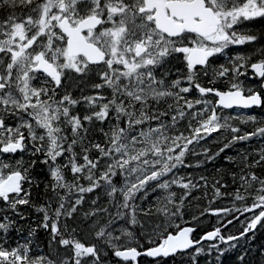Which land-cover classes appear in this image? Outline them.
Listing matches in <instances>:
<instances>
[{"label": "snow or ice", "instance_id": "obj_1", "mask_svg": "<svg viewBox=\"0 0 264 264\" xmlns=\"http://www.w3.org/2000/svg\"><path fill=\"white\" fill-rule=\"evenodd\" d=\"M0 12V211L23 219L18 207H34L57 252L30 256V241L6 246L5 236L0 264H110L109 253L115 264H132L141 255L189 249L196 264L203 241H214L208 250L219 261L264 228V175L257 172L264 169V147L251 160L239 153L243 166L229 173L231 192L223 176L209 185L205 176L181 174L237 143L264 140L256 115L220 111L264 106V93L240 79L250 68L264 80V46L254 49L255 61L238 53L227 66H211L231 47L262 38L247 22L264 18V0H0ZM174 60L181 66L172 67ZM220 79L227 90L215 86ZM249 124L251 131L241 127ZM214 133L224 137L215 153L202 143ZM18 152L44 157L51 177L44 203L32 198L36 160L7 159ZM189 156L203 161L193 165ZM199 181L213 193L201 216H217L219 226L194 240L195 227L181 228L175 219ZM97 190L103 205L99 194L89 199ZM150 193H159L155 204L141 207ZM224 197L231 207H211ZM153 216L163 222L142 219ZM240 217L241 229L224 235ZM13 223L0 215V232ZM142 239L153 246L141 251Z\"/></svg>", "mask_w": 264, "mask_h": 264}, {"label": "trees", "instance_id": "obj_2", "mask_svg": "<svg viewBox=\"0 0 264 264\" xmlns=\"http://www.w3.org/2000/svg\"><path fill=\"white\" fill-rule=\"evenodd\" d=\"M249 25V30L261 35V39L255 44H246L243 46H233L230 49L226 50L225 54L217 55L216 57L211 58V66L213 68H218L221 64L228 65L229 57H233L238 53H244L253 55L254 49H257L261 46H264V18L257 19L254 21L247 22ZM257 45V46H256ZM258 57L253 55V61H255ZM172 67H180V61L174 60L172 62ZM247 75L244 77H240L241 80L245 82L246 85L253 87L257 90H260V86L255 85V80L251 76L249 68L246 69ZM203 83L207 84V78H203ZM83 86V85H82ZM216 87L227 90L226 89V79H220L216 82ZM72 90L75 95H80L78 89H76V82L72 84ZM84 94H89L88 89L85 87ZM192 97H196L198 93L193 92L190 94ZM225 115H237L241 113H248L256 115L261 121H264V108L263 109H253V110H220ZM246 131L253 130L252 125H241ZM224 137L219 133H214L212 137H209L206 142H202L205 146L209 147L213 153H215L220 147L223 146ZM30 147V145H29ZM264 147V140L261 139H253L250 142H241L235 144L233 147L226 149L224 153H221L215 160L207 163H203L201 167H191L184 168L181 170L182 175L191 174L194 181L198 180L200 176L207 177L209 181V185L213 182L214 179H219L221 176L224 177V181L229 184V188L227 191L231 192L233 190V185L231 181V176L229 173L238 172L239 168L243 165L240 162L239 153L247 152L249 153V159L253 158L254 150H259ZM23 156L25 161L29 159L36 160V165L32 169V175L35 178L36 182H39V187L32 188V198L34 203H44L45 201V184H48L51 181V177L49 175L48 166L41 163L44 159L43 156L32 157L29 153H21L19 155ZM233 157L236 160V163H229L226 160V157ZM9 159L15 160L17 157L11 156ZM203 161V157H195L189 156L188 162L193 165L196 164L197 161ZM217 169H220L218 172ZM258 174L264 175V169H257ZM204 182L199 181V186L191 190V195L185 201V206L183 208V217L182 219H175V224H179L180 227L191 225L196 228V231L193 233V237L195 239H199L204 233L214 229L219 226L218 217L205 214L201 216V212H203L207 207H209V200L213 198V193L211 187L207 189L203 186ZM179 193L182 190L176 189ZM224 191V189H222ZM207 192V195H205ZM101 196L100 203L103 205L106 203L105 197L103 196L100 190H97L96 193L89 194V199L95 198L96 195ZM159 195V193L152 194L150 193L147 200H144L140 203L141 207L147 208L148 205L155 204V196ZM4 204L0 203V209H4ZM212 208H223V207H231L230 197L217 198L216 202L211 204ZM19 213L23 215V219H21L20 215L12 213L9 211H0V215H7L14 223L11 225L9 231L5 234L0 232V242H3V239L7 238V245L15 247L17 243H26L30 241L29 247L31 249L30 256H41V255H51L53 258H56L57 252L55 251V245L52 247L49 246V241L51 239L50 232L43 227H41L43 214L38 212L34 207L29 205H23L18 207ZM238 215V213H237ZM193 217H199L198 220H193ZM242 218V219H241ZM142 219H151L153 223H162L163 217L153 216L151 218ZM231 219V217H228ZM244 220V217H240L239 221H235L232 225H228L227 228L222 230L224 235H228L229 233L236 234L241 229V221ZM35 229L34 234H31V230ZM137 231H139L137 229ZM169 231L175 232V225L169 229ZM213 242H202V246L205 249L204 253L200 254L196 257V264H240L238 257L243 251L246 249L245 261L244 264H264V228H260L253 235L249 233L247 241L243 242V249L237 248L232 249L226 252L223 256L220 257L219 261H217L216 256L217 252L212 251L209 254V245ZM141 244L143 248L140 250H144L153 245L149 244L146 240H141ZM221 248L226 247L225 245H220ZM263 250V251H262ZM251 251V252H250ZM249 252V253H248ZM194 254V250H190L184 254H178L174 257L164 259H150L148 257L142 256L139 259V264H193L192 256ZM59 255H64L63 251L59 253ZM259 255V256H258ZM258 256V257H257ZM110 264H115V258L111 257V253H109ZM204 262V263H203Z\"/></svg>", "mask_w": 264, "mask_h": 264}, {"label": "water", "instance_id": "obj_3", "mask_svg": "<svg viewBox=\"0 0 264 264\" xmlns=\"http://www.w3.org/2000/svg\"><path fill=\"white\" fill-rule=\"evenodd\" d=\"M252 71V70H251ZM263 90H264V88H263ZM253 108H256V107H253ZM260 108V107H259ZM184 227H186V226H184ZM191 227V226H190ZM203 236V235H202ZM193 238V237H192ZM194 239V238H193ZM208 242H211V241H208ZM190 250H192V249H189V250H186L185 252H178V253H176L175 255H177V254H179V253H186V252H188V251H190ZM175 255H172V256H169V257H158V258H165V259H167V258H170V257H173V256H175ZM141 256H145V255H141ZM148 257V256H147ZM139 258V257H138ZM138 258H137V261H135V262H132L133 264H138ZM149 258H151V259H158V258H153V257H149Z\"/></svg>", "mask_w": 264, "mask_h": 264}, {"label": "flooded vegetation", "instance_id": "obj_4", "mask_svg": "<svg viewBox=\"0 0 264 264\" xmlns=\"http://www.w3.org/2000/svg\"><path fill=\"white\" fill-rule=\"evenodd\" d=\"M3 15H4V13H3V12H0V17H2ZM9 156H10V155H9ZM9 156H8V157H9Z\"/></svg>", "mask_w": 264, "mask_h": 264}, {"label": "bare ground", "instance_id": "obj_5", "mask_svg": "<svg viewBox=\"0 0 264 264\" xmlns=\"http://www.w3.org/2000/svg\"><path fill=\"white\" fill-rule=\"evenodd\" d=\"M256 46H257V45H256ZM29 148H30V147H29ZM241 219H242V218H241ZM262 251H263V250H262ZM250 252H251V251H250ZM263 252H264V251H263ZM248 253H249V252H248ZM258 256H259V255H258ZM258 256H257V257H258ZM203 263H204V262H203ZM140 264H141V263H140Z\"/></svg>", "mask_w": 264, "mask_h": 264}]
</instances>
